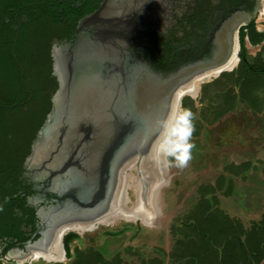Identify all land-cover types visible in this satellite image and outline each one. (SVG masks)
Here are the masks:
<instances>
[{"label": "flooded vegetation", "instance_id": "flooded-vegetation-1", "mask_svg": "<svg viewBox=\"0 0 264 264\" xmlns=\"http://www.w3.org/2000/svg\"><path fill=\"white\" fill-rule=\"evenodd\" d=\"M106 4L123 9L114 38L141 81L184 87L234 59L241 64L244 47L248 58L249 46L264 43L254 44L264 33V0H0V264L63 263L81 241L74 230L60 232L80 222L73 219L77 191L31 157L60 87L55 58L114 24L110 13L89 21ZM53 244L63 261L35 256Z\"/></svg>", "mask_w": 264, "mask_h": 264}, {"label": "rangeland", "instance_id": "rangeland-1", "mask_svg": "<svg viewBox=\"0 0 264 264\" xmlns=\"http://www.w3.org/2000/svg\"><path fill=\"white\" fill-rule=\"evenodd\" d=\"M258 27L264 32V15ZM248 52L247 68L239 64L203 84L198 98L185 97L195 115L193 158L184 169L166 164L170 181L162 191L158 227L124 219L99 225L71 245L70 259L56 264H74L79 254L100 255L107 263L197 264L203 242L194 244L195 230L214 233L221 245L219 218L246 230L264 219V43ZM133 174L139 182L138 172ZM133 192H126L129 206Z\"/></svg>", "mask_w": 264, "mask_h": 264}, {"label": "water", "instance_id": "water-1", "mask_svg": "<svg viewBox=\"0 0 264 264\" xmlns=\"http://www.w3.org/2000/svg\"><path fill=\"white\" fill-rule=\"evenodd\" d=\"M107 9L106 4L89 21L110 13L114 24L108 30L99 27L94 37L67 45L55 58L60 87L31 157L52 170L66 189L77 191L73 219L80 222H94L112 211L122 173L132 162L147 196L152 180L142 164L156 153L159 122L172 106L183 108L176 80L141 81L137 69L128 68L134 63L114 38L124 24L123 9Z\"/></svg>", "mask_w": 264, "mask_h": 264}, {"label": "bare ground", "instance_id": "bare-ground-1", "mask_svg": "<svg viewBox=\"0 0 264 264\" xmlns=\"http://www.w3.org/2000/svg\"><path fill=\"white\" fill-rule=\"evenodd\" d=\"M237 66L238 60L234 59L224 69L197 78L192 83L182 87L179 91L178 97L184 98L186 96H190L194 99L198 98L203 84L211 81V79L219 77V75L223 72H232L237 68ZM172 110H174L173 106ZM142 167L144 175L149 180H152V186L150 185L146 197L144 196L146 195L145 190L142 191L140 179L138 182L137 178L133 174L135 171H139L136 168V163L132 162L127 167L129 168L128 172L122 173L118 193H116V197L112 205V211L110 213L96 221L94 220V222L89 221L66 224L60 232L63 234L68 230H74L79 234H84L87 231H93L98 227V225H111L120 219L130 222H139L148 227H158L161 222L160 212L163 207L162 191L168 187L170 181L168 168H166V163L162 159L158 161L156 153L153 155V159H150V157L147 158V161H144ZM131 189L134 191L135 202L131 203V206H129L128 204L130 200L126 196V192ZM35 256H44L46 259L50 260H64L61 246L57 244H53L51 253L41 252L36 253Z\"/></svg>", "mask_w": 264, "mask_h": 264}, {"label": "trees", "instance_id": "trees-1", "mask_svg": "<svg viewBox=\"0 0 264 264\" xmlns=\"http://www.w3.org/2000/svg\"><path fill=\"white\" fill-rule=\"evenodd\" d=\"M257 38L254 44H260L264 39V33H256ZM242 55L243 68L249 66L248 58L246 57V49L243 48ZM189 103H193L190 99L183 100V108L189 109ZM213 219H209L211 221ZM217 220V219H216ZM216 222V221H214ZM218 234L224 233L222 244L214 241V233L210 231H196L193 238L194 244L202 243V253H197L194 257V262L197 264H264V219L246 230L240 223H236L230 218L218 219ZM185 226H188L185 224ZM190 227V226H189ZM210 227V226H209ZM126 229H130L129 227ZM116 236V233H110ZM196 239V240H194ZM69 257H72L69 254ZM126 264L119 259H114L111 262H105L100 255L83 256L79 254L78 259L74 264Z\"/></svg>", "mask_w": 264, "mask_h": 264}, {"label": "clouds", "instance_id": "clouds-1", "mask_svg": "<svg viewBox=\"0 0 264 264\" xmlns=\"http://www.w3.org/2000/svg\"><path fill=\"white\" fill-rule=\"evenodd\" d=\"M195 115L187 108H176L168 117L159 122V139L156 144L158 161L162 159L170 167L187 168L192 160L195 144Z\"/></svg>", "mask_w": 264, "mask_h": 264}]
</instances>
